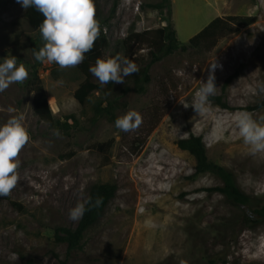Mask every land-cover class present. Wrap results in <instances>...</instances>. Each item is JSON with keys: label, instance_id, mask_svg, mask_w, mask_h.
<instances>
[{"label": "rangeland", "instance_id": "rangeland-1", "mask_svg": "<svg viewBox=\"0 0 264 264\" xmlns=\"http://www.w3.org/2000/svg\"><path fill=\"white\" fill-rule=\"evenodd\" d=\"M30 1L0 0V60L13 62L0 67V164L8 158L0 170V264H264V219L253 213L264 204V0H170V14L149 6L163 0H121L112 17L113 0H97L109 45L94 72L109 77L95 78L98 89L77 100L82 35H55L39 69L52 123L34 113L25 86L35 59ZM42 1L65 18L58 0ZM227 14L255 20L209 52L166 55L143 91H125L150 59L147 43L125 45L129 33L171 22L187 43ZM111 99L116 120L96 116L98 103ZM191 133L235 174L251 205L216 191L215 174L195 173L194 157L177 144ZM106 182L116 195L68 257L57 228H74L90 187Z\"/></svg>", "mask_w": 264, "mask_h": 264}, {"label": "trees", "instance_id": "trees-1", "mask_svg": "<svg viewBox=\"0 0 264 264\" xmlns=\"http://www.w3.org/2000/svg\"><path fill=\"white\" fill-rule=\"evenodd\" d=\"M65 15L64 19L58 20L59 15H52L42 0H31L26 8V18L35 36L30 39V47L35 59L29 63L30 71L25 79V86L32 94V106L34 113L39 117L53 122L54 116L48 95L39 76V69L43 60L47 57L55 35H82L78 46L81 59L77 63L78 68L85 74V80L76 89L74 95L77 100L84 103L88 96L98 89L97 79H107L104 74L97 77L94 67L101 64L104 50L109 45V39L103 31V18L99 12L97 0H58ZM121 0H113L110 17L114 16ZM149 6L159 10L166 9L171 13L170 0L158 3H149ZM251 15L227 14L219 15L211 19L202 29L188 39L187 43L181 42L177 37L176 29L171 22L154 29H146L141 32L132 31L124 39L126 46L135 43H147L150 50V59L132 73L133 86L126 87L125 91L134 89L143 91L145 84L151 79L150 68L153 63L161 60L166 55L178 50L185 51L188 48L199 51H211L218 41L242 27L254 22ZM1 68H12L13 62L0 60ZM228 82V81H227ZM226 86V85H225ZM225 86L223 88H225ZM221 106L229 108L222 96L215 97ZM118 106L117 99L107 100L106 105L99 102L96 107V116L107 115L116 120L115 108ZM112 141L102 143V146H110ZM144 141H138L137 146H142ZM178 146L187 150L195 159V173L211 172L218 176L222 182L215 190L225 196L231 203L245 207L251 205L253 196L246 193L238 184L235 174L227 167L209 159L203 137L191 133L187 137L179 138ZM7 155L5 154L0 164V170H6ZM117 185L114 183H95L89 191L84 203L80 219L74 228L59 227L55 232L56 240L67 244L66 254L69 255L83 248V240L86 231L104 215L110 200L116 195ZM255 217L264 219V204L253 208ZM68 258L62 259L60 264H67Z\"/></svg>", "mask_w": 264, "mask_h": 264}]
</instances>
